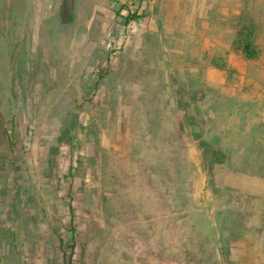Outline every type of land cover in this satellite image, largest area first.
Listing matches in <instances>:
<instances>
[{"label": "rangeland", "instance_id": "374dc122", "mask_svg": "<svg viewBox=\"0 0 264 264\" xmlns=\"http://www.w3.org/2000/svg\"><path fill=\"white\" fill-rule=\"evenodd\" d=\"M185 1L0 0V264H264V2Z\"/></svg>", "mask_w": 264, "mask_h": 264}, {"label": "trees", "instance_id": "16d2710c", "mask_svg": "<svg viewBox=\"0 0 264 264\" xmlns=\"http://www.w3.org/2000/svg\"><path fill=\"white\" fill-rule=\"evenodd\" d=\"M132 16H133V14H130L127 17V19L131 18ZM232 43H233L234 48L237 49L238 51H240L242 56L245 59L254 60V59L258 58L260 52H259V48H258L257 43H256L255 30H254L253 26L246 24V23L238 24ZM103 76H104L103 73H99L98 74V81L100 79H102ZM200 194L204 195V190L202 192H200ZM70 231L72 232L73 237H75V229L72 228V229H70ZM60 241L62 243L61 244L62 253L65 256L66 251L63 248L64 240L60 239ZM69 248H70L71 254H73L74 249H75V242L72 243L69 246Z\"/></svg>", "mask_w": 264, "mask_h": 264}, {"label": "crops", "instance_id": "0c3cea01", "mask_svg": "<svg viewBox=\"0 0 264 264\" xmlns=\"http://www.w3.org/2000/svg\"><path fill=\"white\" fill-rule=\"evenodd\" d=\"M186 1L185 2L187 3L186 6L188 7L189 15L190 16H195L196 12H197L198 16H201L202 9H201L200 12L198 11L199 9H197V6H196L194 0H186ZM262 1L264 2V0H262ZM226 3H227V5H225L224 9L220 10V14H219L221 19H224L223 22L225 21V19L227 18L228 15L233 17V16H238L240 14V6H241V4H239V2L237 0H227ZM246 5H248V4H246ZM190 20L191 19L189 18V21ZM222 30L223 29H221V31ZM229 32H230V41H232L234 39L235 29H230ZM2 150H3V148L0 146V151H2Z\"/></svg>", "mask_w": 264, "mask_h": 264}]
</instances>
